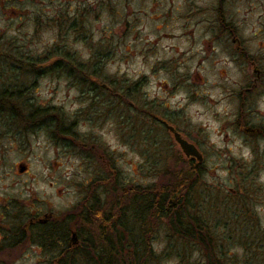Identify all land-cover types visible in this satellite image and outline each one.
<instances>
[{"label": "rangeland", "instance_id": "374dc122", "mask_svg": "<svg viewBox=\"0 0 264 264\" xmlns=\"http://www.w3.org/2000/svg\"><path fill=\"white\" fill-rule=\"evenodd\" d=\"M56 62L72 72L50 74ZM0 84L49 110L30 125L0 114V212L55 211L76 228L75 205L102 185L111 218L133 183L191 177L199 163L165 120L204 162L179 207L195 239L146 218L151 264H264V0H0ZM53 256L22 245L0 264Z\"/></svg>", "mask_w": 264, "mask_h": 264}, {"label": "trees", "instance_id": "16d2710c", "mask_svg": "<svg viewBox=\"0 0 264 264\" xmlns=\"http://www.w3.org/2000/svg\"><path fill=\"white\" fill-rule=\"evenodd\" d=\"M221 17H223V14ZM73 24L76 26L75 21H73ZM97 55H101L99 51ZM57 67L60 69L61 67L62 69L66 68L62 62H56L54 68L58 69ZM4 85L0 84V114L5 113L11 117L10 119L18 118L29 125L48 117L49 110L37 107L32 100L23 98V90L11 91L4 88ZM90 107L94 108L93 101H91ZM57 125L59 127L56 129L57 133L61 134L69 130V128L64 130L63 124L59 122L55 124L56 128ZM165 129L167 128L165 127ZM201 166V164H197L196 168L190 171V174H199L197 170L199 171ZM194 175L181 177L180 180L171 182L168 188L158 187L155 190H153L154 184L133 183L136 205L138 207L137 209H132L128 205L126 207H130V209H124L121 218L118 217L119 215H115L106 219L108 228L104 236L106 239L104 248L98 246L100 243L92 244L91 239L93 241V238L84 229H81L80 243L75 247H71L68 243L70 222L66 220L63 224H59L55 229V252H57L55 254V264H151L153 259L156 260L157 254L150 247L143 231L144 220L148 217L153 222L155 218L167 220L170 223L168 233H172L171 235L175 234V236H180L184 239H195L194 236H189L188 233L184 232L182 223L185 217L179 208L185 197L193 195L194 185L191 180ZM174 200L177 201L175 202ZM130 216L138 218L140 229L132 227L130 223V227L127 225ZM121 226L130 233L129 237L123 236L122 231L119 230ZM101 239L103 240V237ZM209 255L206 254L204 257L207 258ZM201 264H205L204 261ZM206 264L214 263L207 262Z\"/></svg>", "mask_w": 264, "mask_h": 264}, {"label": "flooded vegetation", "instance_id": "af4514ba", "mask_svg": "<svg viewBox=\"0 0 264 264\" xmlns=\"http://www.w3.org/2000/svg\"><path fill=\"white\" fill-rule=\"evenodd\" d=\"M5 2H16L18 0H4ZM39 70L35 73H32V76L39 77ZM50 74L55 72H72V71H55V68L49 69ZM157 120V118H156ZM162 125H165L164 122L168 123L165 120H159ZM170 125V124H169ZM175 127V126H174ZM167 128V127H166ZM175 129L181 133L176 127ZM168 130V129H167ZM169 131V130H168ZM171 133V132H170ZM182 134V133H181ZM104 185L100 187L99 195L90 191L88 196L84 198L83 203L80 205H75L80 209L79 212H76L79 216V219L83 220L84 226L78 225L75 228L74 223L72 222L71 217L59 220L55 218V211L43 213V209H34L28 213H21L20 215H14L12 213L0 212V251H5L7 249H14L22 245L31 247H37L45 252L53 253L54 256L50 260L51 264H55V229L59 224H63L66 220L69 223V240L68 243L71 247H75L80 243L81 239V229L86 230L91 237L100 238L99 246L104 248L106 246L105 235L107 232V209L105 195L106 190L104 191ZM91 189V187H90ZM89 189V190H90ZM135 198L126 200L127 205H130L132 209H137ZM129 202V204H128ZM135 203V204H134ZM74 207V206H73ZM130 209V207L121 206L118 209L120 215L123 216V210ZM36 212V213H35ZM6 213V214H5ZM3 223L5 225H3ZM121 230L125 231L122 226ZM119 229V230H120ZM104 233V235H103ZM100 236V237H99ZM103 237V240L101 239ZM97 241H92V244H97Z\"/></svg>", "mask_w": 264, "mask_h": 264}, {"label": "water", "instance_id": "95a60500", "mask_svg": "<svg viewBox=\"0 0 264 264\" xmlns=\"http://www.w3.org/2000/svg\"><path fill=\"white\" fill-rule=\"evenodd\" d=\"M167 129L173 134L175 141L179 144L181 147L183 153L188 158H195L199 164H202L204 162L203 154L198 150V148L191 142H189L187 139L183 138L181 133H179L174 126L169 125L168 123L164 122ZM26 171L25 166H20V172L24 173Z\"/></svg>", "mask_w": 264, "mask_h": 264}]
</instances>
